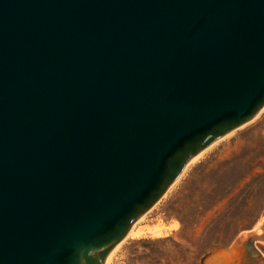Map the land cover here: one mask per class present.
Wrapping results in <instances>:
<instances>
[{
    "label": "water",
    "instance_id": "water-1",
    "mask_svg": "<svg viewBox=\"0 0 264 264\" xmlns=\"http://www.w3.org/2000/svg\"><path fill=\"white\" fill-rule=\"evenodd\" d=\"M263 114L264 0H0V264H103Z\"/></svg>",
    "mask_w": 264,
    "mask_h": 264
},
{
    "label": "rangeland",
    "instance_id": "rangeland-1",
    "mask_svg": "<svg viewBox=\"0 0 264 264\" xmlns=\"http://www.w3.org/2000/svg\"><path fill=\"white\" fill-rule=\"evenodd\" d=\"M140 227L110 264H204L237 241L242 264H264V114L195 159Z\"/></svg>",
    "mask_w": 264,
    "mask_h": 264
},
{
    "label": "bare ground",
    "instance_id": "bare-ground-1",
    "mask_svg": "<svg viewBox=\"0 0 264 264\" xmlns=\"http://www.w3.org/2000/svg\"><path fill=\"white\" fill-rule=\"evenodd\" d=\"M162 227V226H161ZM159 230H154L152 231L151 228H148L149 231H152V233L154 234H160L162 232L161 228H158ZM148 231V232H149ZM144 232V227H140V228H133L125 237H123L107 254V256L105 257L103 264H110L112 255L115 253L116 249L120 246V244L128 237H135V236H139L140 234H142ZM243 251V250H242ZM239 255L240 252H238ZM231 259V258H230ZM229 259V260H230Z\"/></svg>",
    "mask_w": 264,
    "mask_h": 264
}]
</instances>
